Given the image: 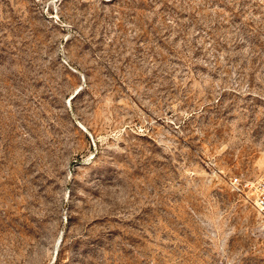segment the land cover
I'll return each instance as SVG.
<instances>
[{
    "label": "rangeland",
    "instance_id": "obj_1",
    "mask_svg": "<svg viewBox=\"0 0 264 264\" xmlns=\"http://www.w3.org/2000/svg\"><path fill=\"white\" fill-rule=\"evenodd\" d=\"M0 264H264V0H0Z\"/></svg>",
    "mask_w": 264,
    "mask_h": 264
},
{
    "label": "built area",
    "instance_id": "obj_2",
    "mask_svg": "<svg viewBox=\"0 0 264 264\" xmlns=\"http://www.w3.org/2000/svg\"><path fill=\"white\" fill-rule=\"evenodd\" d=\"M228 184L232 191L239 193L243 191L244 187H246V185H243L238 177L230 178Z\"/></svg>",
    "mask_w": 264,
    "mask_h": 264
}]
</instances>
